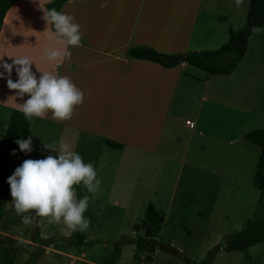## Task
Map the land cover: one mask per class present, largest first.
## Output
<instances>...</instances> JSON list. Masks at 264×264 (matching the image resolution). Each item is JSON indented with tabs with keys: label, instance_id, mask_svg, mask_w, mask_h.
<instances>
[{
	"label": "rangeland",
	"instance_id": "374dc122",
	"mask_svg": "<svg viewBox=\"0 0 264 264\" xmlns=\"http://www.w3.org/2000/svg\"><path fill=\"white\" fill-rule=\"evenodd\" d=\"M249 6L250 0H243L237 8L239 15ZM258 36L263 40L255 46ZM252 47L251 52L257 48L261 53L259 64L252 66L250 58L231 79L212 78L209 87L224 89L223 106L176 107L174 113L183 121L170 128V143L162 147L164 153L178 158L174 162L134 151L122 155L106 148L98 154L93 147L87 148L101 183L95 193L77 186L78 198L89 196L84 215L90 224L85 231H72L63 221L48 223L47 217L36 216L34 210H30L33 222L25 225L9 194L0 222V264L24 263L40 247L36 237L52 244L34 257L37 262L33 264H185L182 256L199 262L222 236L241 231L251 219L264 222V192L253 186L261 148L244 138L264 128V28L252 40ZM10 116L0 118V139ZM187 119L196 126L190 127ZM31 137L33 147L45 150L32 159L58 155L45 145L55 148L66 143L72 149L67 135L42 124ZM150 206L160 213L161 230L149 217ZM76 233L99 242L92 247L71 246ZM136 235L154 237L159 248L149 254L135 245L114 244L122 236ZM8 240L19 247L1 244ZM213 264H264V244L245 252L221 251Z\"/></svg>",
	"mask_w": 264,
	"mask_h": 264
},
{
	"label": "crops",
	"instance_id": "0c3cea01",
	"mask_svg": "<svg viewBox=\"0 0 264 264\" xmlns=\"http://www.w3.org/2000/svg\"><path fill=\"white\" fill-rule=\"evenodd\" d=\"M53 1L0 0V56L11 63L13 58L8 56L29 55L41 71L68 76L85 93L84 103L75 107L70 119H54L50 111L42 118L33 117L28 136L40 124L55 128L67 135L72 150L86 162L91 161L87 148L100 154L108 148L105 140L122 144V149L108 148L122 155L134 151L174 162L178 158L164 153L162 147L170 143V128L183 121L174 113L176 107L223 106L224 89L209 87L212 78L231 79L248 59L252 58V66L260 62L257 48L251 52L259 31L250 37L244 58L230 76H211L185 62L164 67L129 56L138 47L177 56L225 45L231 30L246 25L249 11L239 15L233 0H67L59 11L74 16L82 42L68 46L70 59L48 62L43 54L46 45L64 47L48 40L54 30L44 10ZM262 40L258 36L255 46ZM35 63L32 70L39 77ZM11 78L18 79L15 67ZM17 91L8 87L7 74L0 78V118L21 111L29 94L20 97ZM187 123L196 126L188 119ZM44 151L32 146V152H23L22 162Z\"/></svg>",
	"mask_w": 264,
	"mask_h": 264
},
{
	"label": "clouds",
	"instance_id": "9594fccd",
	"mask_svg": "<svg viewBox=\"0 0 264 264\" xmlns=\"http://www.w3.org/2000/svg\"><path fill=\"white\" fill-rule=\"evenodd\" d=\"M243 0H235L239 7ZM44 18L51 23L54 32L48 40L63 44L64 47L46 45L43 48L44 58L48 62L60 63L71 57L68 46H79L82 42L80 25L71 14L49 8ZM13 58L9 63L0 56V78L7 74V85L18 90L15 95L24 97L21 107L26 119L43 117L49 111L54 119L67 120L74 113L76 106L84 103L85 93L65 75L41 71L29 55L8 56ZM33 62L40 71L39 77L32 70ZM18 79L13 80L12 72ZM21 151H32V137L16 140ZM58 155H47L40 159H25L7 178L10 185L13 206L21 222L25 225L33 222L30 210L36 216L47 217L48 223H63L72 231H85L90 220L84 215L89 205V196H77V186H83L90 193H95L100 186L94 164L86 162L68 144L55 148Z\"/></svg>",
	"mask_w": 264,
	"mask_h": 264
},
{
	"label": "trees",
	"instance_id": "16d2710c",
	"mask_svg": "<svg viewBox=\"0 0 264 264\" xmlns=\"http://www.w3.org/2000/svg\"><path fill=\"white\" fill-rule=\"evenodd\" d=\"M67 0H54L47 5V9L55 8L60 10ZM264 28V0H250V7L247 14L246 25L239 31H230L228 42L217 50L189 51L185 53L184 62L192 67L200 69L211 76H230L237 69L239 63L244 58L250 37L257 31ZM53 29V27H52ZM54 30V29H53ZM131 58L149 60L164 67H174L179 63H170L166 59L169 55L156 52L150 48L138 47L130 50ZM33 119V118H32ZM32 119L25 118L22 111L13 110L9 119L8 128L3 139L0 150V222L6 208L10 194V185L7 178L13 174L16 167L21 165L23 152L16 143L17 139L27 138L31 127ZM245 140L261 148L260 159L254 175L253 186L257 190L264 192V128L254 130L245 135ZM105 145L110 149H122L123 145L111 140H105ZM149 217L157 222V230H161L163 223L160 213L150 206ZM35 243L40 245L37 253L30 252L29 259L22 264H33L35 256L43 250L45 246L52 244V241L35 238ZM99 242L97 239L87 241L85 235L76 233L69 241L74 247H92ZM2 245H14L19 247L11 240L1 241ZM115 245H135L147 253H155L160 243L154 237H144L136 235L135 238L122 236ZM264 244V222L251 219L245 228L239 232L230 233L222 236L219 242L212 247L201 261H194L186 256H182L185 264H213L219 252H245L251 247ZM21 248V247H20ZM150 260V258H147Z\"/></svg>",
	"mask_w": 264,
	"mask_h": 264
},
{
	"label": "water",
	"instance_id": "95a60500",
	"mask_svg": "<svg viewBox=\"0 0 264 264\" xmlns=\"http://www.w3.org/2000/svg\"><path fill=\"white\" fill-rule=\"evenodd\" d=\"M166 60L170 63H182L185 60V54L171 56V57H168ZM161 248L173 254L176 257L180 255V252L172 247L162 246Z\"/></svg>",
	"mask_w": 264,
	"mask_h": 264
},
{
	"label": "built area",
	"instance_id": "2783aa9c",
	"mask_svg": "<svg viewBox=\"0 0 264 264\" xmlns=\"http://www.w3.org/2000/svg\"><path fill=\"white\" fill-rule=\"evenodd\" d=\"M192 126V124H190Z\"/></svg>",
	"mask_w": 264,
	"mask_h": 264
}]
</instances>
